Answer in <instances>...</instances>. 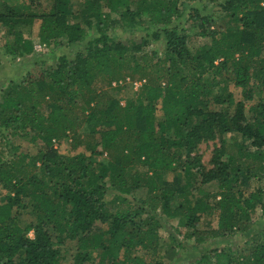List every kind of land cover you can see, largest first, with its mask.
<instances>
[{
  "label": "trees",
  "instance_id": "trees-1",
  "mask_svg": "<svg viewBox=\"0 0 264 264\" xmlns=\"http://www.w3.org/2000/svg\"><path fill=\"white\" fill-rule=\"evenodd\" d=\"M0 34V71L36 59L0 91V264H264V0H0Z\"/></svg>",
  "mask_w": 264,
  "mask_h": 264
},
{
  "label": "rangeland",
  "instance_id": "rangeland-1",
  "mask_svg": "<svg viewBox=\"0 0 264 264\" xmlns=\"http://www.w3.org/2000/svg\"><path fill=\"white\" fill-rule=\"evenodd\" d=\"M22 1H26V0H22ZM39 25H40V23H36L33 27V30H32V39L35 43L38 41ZM185 27H187V24L185 25ZM142 35H144V34H142ZM140 36H141V34H137V37H140ZM1 38L2 37L0 34V40H1ZM190 41L192 44H195V43L198 44L200 41V38L192 37L190 39ZM36 45L38 46L37 43H36ZM152 49H154V47ZM52 51L53 50H51V49H45V48H43V49L36 48V50H35L36 53H48V55L51 54ZM69 51H70L69 49H62L61 52H59V53L65 55V54H68ZM35 62H36V59L32 55V56H27L25 58L16 59L14 62H12V64H13L12 69H10V67H3L2 70L0 71V91L6 87V85L8 84V82L11 79L10 76L12 74L16 75V77H19L23 73H26L27 71L31 70L34 67L33 63H35ZM50 62L52 63V59H50ZM13 67H15V68H13ZM141 83L143 84L144 81H142ZM141 83H132V81H130V79H126L125 82L123 83V86L126 88L120 92V97L122 98V100L124 101L129 96H132L139 89V87H141V85H142ZM56 146L62 155H72L74 152L72 150L71 140L70 141L69 140L63 141L60 145L56 144ZM218 146H219L218 141H215V142L203 143L198 148L197 155L201 158L202 163L208 169L212 168V159L214 156V152ZM260 185L264 186V181H262L260 183ZM253 186H256V185L254 184ZM2 195H3V193H0V198ZM162 235L165 238L168 237L167 234L164 232L162 233ZM31 236H32V234H31ZM231 241L235 243L234 245L236 248H239L244 242V237L239 235L235 238H231ZM177 251H178V257L182 256L185 252L184 249H177ZM177 251L175 250V252L174 251L169 252L167 264H169V262L173 261L174 259L176 260ZM175 260L173 261L172 264H177L176 263L177 260L176 261Z\"/></svg>",
  "mask_w": 264,
  "mask_h": 264
},
{
  "label": "built area",
  "instance_id": "built-area-1",
  "mask_svg": "<svg viewBox=\"0 0 264 264\" xmlns=\"http://www.w3.org/2000/svg\"><path fill=\"white\" fill-rule=\"evenodd\" d=\"M37 48L41 49L42 47L38 45Z\"/></svg>",
  "mask_w": 264,
  "mask_h": 264
}]
</instances>
